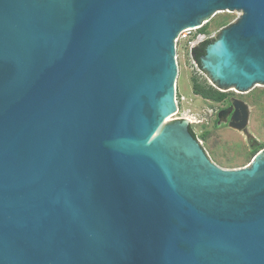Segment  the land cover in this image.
<instances>
[{"label": "water", "instance_id": "water-1", "mask_svg": "<svg viewBox=\"0 0 264 264\" xmlns=\"http://www.w3.org/2000/svg\"><path fill=\"white\" fill-rule=\"evenodd\" d=\"M264 86V0H0V264H264V148L223 169L176 111L175 39Z\"/></svg>", "mask_w": 264, "mask_h": 264}, {"label": "rangeland", "instance_id": "rangeland-1", "mask_svg": "<svg viewBox=\"0 0 264 264\" xmlns=\"http://www.w3.org/2000/svg\"><path fill=\"white\" fill-rule=\"evenodd\" d=\"M238 13L221 11L211 15L202 31L204 37L220 33L237 20ZM175 61L177 111L170 120H187L209 159L223 169L242 165L262 150L264 86L256 85L246 92L217 88L188 57V48L183 41L175 42ZM207 90L223 94L224 99L217 102L202 98L200 93Z\"/></svg>", "mask_w": 264, "mask_h": 264}, {"label": "trees", "instance_id": "trees-1", "mask_svg": "<svg viewBox=\"0 0 264 264\" xmlns=\"http://www.w3.org/2000/svg\"><path fill=\"white\" fill-rule=\"evenodd\" d=\"M204 29V25L199 29L200 32H202ZM214 39H207L203 42H201L199 45L195 46L191 49V56L193 61L197 64V66L201 69L200 65V58L205 52V48L208 44L212 43ZM200 96L204 99L212 100V101H221L224 99V95L217 93L212 90L202 91L200 93ZM189 132L192 134L193 137H195L194 133L192 132L191 128H189ZM196 138V137H195Z\"/></svg>", "mask_w": 264, "mask_h": 264}, {"label": "built area", "instance_id": "built-area-1", "mask_svg": "<svg viewBox=\"0 0 264 264\" xmlns=\"http://www.w3.org/2000/svg\"><path fill=\"white\" fill-rule=\"evenodd\" d=\"M205 24H206V22H204L203 25H205ZM201 27L193 28V29H185L184 31H182L178 34L177 38L175 39V42L176 41H183L184 43H186V46H187L188 52H189L190 48H192L193 46H195L196 44L201 42L203 39H206L204 37L203 33L199 31V29Z\"/></svg>", "mask_w": 264, "mask_h": 264}, {"label": "flooded vegetation", "instance_id": "flooded-vegetation-1", "mask_svg": "<svg viewBox=\"0 0 264 264\" xmlns=\"http://www.w3.org/2000/svg\"><path fill=\"white\" fill-rule=\"evenodd\" d=\"M232 112H233V109H232L231 112L229 113L230 116H231Z\"/></svg>", "mask_w": 264, "mask_h": 264}]
</instances>
